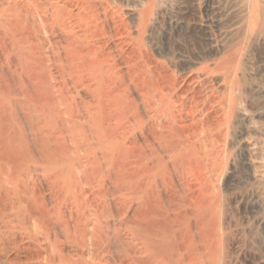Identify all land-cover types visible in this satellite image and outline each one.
Masks as SVG:
<instances>
[{"label": "bare ground", "instance_id": "bare-ground-1", "mask_svg": "<svg viewBox=\"0 0 264 264\" xmlns=\"http://www.w3.org/2000/svg\"><path fill=\"white\" fill-rule=\"evenodd\" d=\"M154 2L133 24L110 0H0V264L215 262L209 240L180 231L148 168L133 172L110 152L125 145L122 155L146 158L144 149L157 155V144L178 153L187 177L199 172L192 188L184 179L191 191L184 204L202 210L214 198L203 161L226 156L225 139L236 134V104L247 93L240 53L210 66L209 43L192 28L185 36L203 51L186 63L204 62L198 71L207 77H173L174 99L166 97L165 63L132 36L142 39ZM248 25L264 31V0H253ZM10 59L19 63V90L6 79ZM121 65L131 67L130 78ZM223 66L219 99L212 74ZM25 125L32 145L16 128Z\"/></svg>", "mask_w": 264, "mask_h": 264}, {"label": "rangeland", "instance_id": "rangeland-1", "mask_svg": "<svg viewBox=\"0 0 264 264\" xmlns=\"http://www.w3.org/2000/svg\"><path fill=\"white\" fill-rule=\"evenodd\" d=\"M110 1L118 6L126 20H132L133 24H136L138 11L148 0ZM252 3L253 0H155L140 41L138 33L132 30L137 44L142 42L144 47L165 63L167 68L161 82L167 92L166 97L174 95L169 87L173 77H207L198 71L204 62L196 58L194 65L186 63L191 60L192 54L199 57L203 51L200 43L190 44L186 37L192 28L199 38L206 39L209 43L208 49L213 53L208 61L210 66L218 60L228 61L233 56V50L240 53L238 63L244 72L243 83L247 93L242 94L236 104L238 116L233 117L231 129L236 130V134L230 132L225 139L223 146L227 151L226 156L203 161L206 183H210L214 197L210 207L206 206L200 210L184 204V198L191 193L185 186V181L192 179L189 184L192 188L199 172L187 177L178 153L166 154L157 144H154L157 155H148L144 149L146 158L135 154L122 155L119 149L125 145L118 148V145L113 144V150H110L111 156L115 154L113 151H117L116 157L120 163L127 165L129 169L132 166L133 172L148 168L144 174L151 177V185L160 191L162 204L171 209V213L179 215L177 224L180 231L191 234L192 239L198 242L203 236L209 240L214 255L212 257L215 259L213 264H264V31H258L257 25L254 28L248 25ZM175 45H178L179 49H176ZM229 48L231 53L224 55ZM164 49L168 54L159 55L158 52ZM18 64L16 60L10 59L8 66L11 72L6 67V79L15 85V90L20 89L17 88L21 78L16 74L19 70ZM233 65L229 64L230 69ZM226 66L222 67L220 73L212 74L213 79L218 77L213 86L219 91V99L224 98V88L221 85L224 83ZM121 71L127 79L131 77V67L121 65ZM237 74L239 77L240 72ZM134 79H130L129 87L142 111L137 91L133 86ZM234 92L237 93L236 90ZM171 97L174 99V96ZM179 108L175 103L176 113ZM217 113L224 116V109L219 108ZM11 116V110H7L9 122L6 123V130L9 135L13 134ZM28 125L24 126L25 129L16 126L19 132L23 129L24 138L28 136L27 142L31 136ZM146 129L145 125L143 131ZM139 132L140 130L135 131L138 139L141 138ZM30 138L29 142H32ZM131 139L133 136L128 138L127 143ZM45 197L47 198V195ZM192 210L196 213L193 214ZM199 216L204 219H199ZM199 246L201 245H197Z\"/></svg>", "mask_w": 264, "mask_h": 264}]
</instances>
